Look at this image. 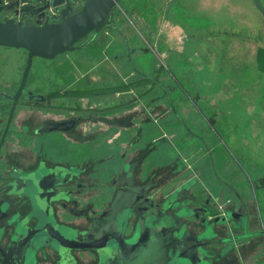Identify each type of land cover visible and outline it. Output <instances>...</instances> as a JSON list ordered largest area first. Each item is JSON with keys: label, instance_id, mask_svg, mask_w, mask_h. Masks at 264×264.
<instances>
[{"label": "flooded vegetation", "instance_id": "obj_1", "mask_svg": "<svg viewBox=\"0 0 264 264\" xmlns=\"http://www.w3.org/2000/svg\"><path fill=\"white\" fill-rule=\"evenodd\" d=\"M5 1L6 4L15 2ZM1 14H4L3 21L17 18L13 11H2ZM27 23L35 24L36 20ZM220 28L211 27L218 33H221ZM101 30L81 41L79 44L83 45L79 50L88 48L89 42L84 41L97 37ZM110 30L124 40L130 64L128 51L132 49L127 38L114 27ZM213 33L208 28L203 33L194 31L192 43L204 35L205 39L202 37L201 41L211 45L212 36L218 35ZM135 51L142 52L140 49ZM134 72L141 79L128 85L140 86L152 81L155 88L163 86L157 73L152 77L136 67ZM109 90L108 87L105 93L93 91L90 96L102 94L111 100L114 95L131 94L129 91L116 94ZM79 91L38 93L25 90L14 108L17 90L8 92L0 87V257L18 237L32 234L37 248L36 264H40V259L49 264H74L72 258L75 264H82L78 254L85 251L94 253L97 264L99 255L96 251L79 250L74 246L86 242L79 241L78 237L87 232L93 233L96 244L107 241L103 251L108 255L105 264H163L165 240L162 233L156 235L145 229L150 223H164V210L168 205L173 209L179 205L188 212L186 219L191 223L185 222V240L191 247V254L193 249L203 251L208 259L215 260L213 264H221L228 255L234 254L241 240L264 235V225L261 230L248 234L250 217L242 193L245 188L256 193L257 186L243 165L240 168L237 164L240 159L234 155L230 157L239 168L238 175L225 179L217 172L213 159L212 164L218 179L216 187L233 192L237 201L235 209H227L226 204L208 191L197 188L194 175L163 200L164 180L158 179L162 172L152 173L150 177L148 172L142 175V166L155 149L154 144L137 153L126 149L121 155L123 164L118 171L107 174L109 177L105 180H97L98 168L110 163L112 156L107 155L97 163L90 162L95 164L90 166L82 161V146L105 144L118 148L123 141L133 144L139 126H131V121L151 120V111L131 107L137 99L123 107L84 109L79 106L80 100H88L90 96H79ZM97 129L103 131L99 133ZM115 129L121 130L120 134L112 135ZM108 134L114 138L105 142L103 138ZM180 169L182 167L173 174ZM171 175L166 176V182L175 176ZM227 204L232 207L233 203L228 201ZM258 222L264 224L260 210ZM238 229L241 234L236 233ZM167 230L169 238L174 239L172 231ZM59 239L70 241L72 246H64ZM131 243L136 248L129 250L127 245ZM67 255L71 259H66Z\"/></svg>", "mask_w": 264, "mask_h": 264}, {"label": "rangeland", "instance_id": "obj_2", "mask_svg": "<svg viewBox=\"0 0 264 264\" xmlns=\"http://www.w3.org/2000/svg\"><path fill=\"white\" fill-rule=\"evenodd\" d=\"M85 2L86 0H76L77 10H80ZM181 2L171 7L170 0H167V4L166 0H120L110 26H105L97 37L84 41V43L89 42L88 48L63 54L53 61L35 59L26 90L38 93H45L48 90L105 93L109 87L108 92L117 94L123 93L120 91L121 88L128 87V84L140 81L141 77L136 75L133 66L152 77L157 73L163 86L157 85L155 88L152 81H146V85L126 89L125 92L129 91L130 95L120 93V96L114 95L111 100L102 94L90 96L88 100L81 101L79 98V106L84 109L120 105L123 107L129 101L137 99L131 107L136 106V109L151 111L150 118L156 119L162 115V111L164 116H168L163 122L161 120L157 124H151L155 132L153 136L148 133L147 138L160 137L162 133H167L169 137L170 134H174L176 137L174 140L160 139L157 141V147L161 150L166 146L170 155L181 157L182 160L179 161L182 162L175 159L177 161L170 164L163 170L164 172L149 165L146 166L149 167L146 171L144 164L142 166V175L146 171L148 177L152 173L162 172L158 179L164 180L163 200L172 190L185 183L189 176L194 175V168L200 172L203 170L204 163L198 162L201 159L199 157L208 151H210L207 153L210 161L213 159L217 172L225 179L239 173V168L230 157L234 155L241 161L237 163L240 168L243 165L256 183L261 181L264 183V16L254 4H251L250 9L246 5H238L240 10L247 14L244 17L255 27V29H239L232 26L230 21L228 25H226L227 21L219 22V18L224 14L211 19L197 14V17H194L195 11H190L192 6L188 11L189 4ZM243 2L245 4L244 0ZM261 3L264 6V0H261ZM175 7L184 9L175 14L177 18L174 21L175 27L187 30L189 37L186 35L172 37L171 34L167 35L168 30L165 37L161 35L163 29L161 30L160 27L171 25L169 20L173 18L172 10ZM164 9L167 14L162 18ZM248 10L259 13L249 14ZM251 15H257L258 19H252ZM3 18L4 14H1V22ZM219 26L222 27L219 30L221 33L211 29ZM111 27L118 29L127 38L132 50H142L132 55V64H128L124 40L116 32H112ZM205 28L214 32L213 35L218 34L212 36L211 45L201 41L202 37L203 40L205 39L204 35H201L194 43V52L188 48L184 51H182L183 47L179 49L181 47L179 42H182L180 38L192 43L191 33L194 31L203 33ZM107 32L109 35L106 34ZM82 45L78 44L77 47ZM26 61L25 51L0 47V87L4 91L18 90ZM203 67L224 79V83L221 84L224 95L215 96V101L198 98L197 93H202L204 88L199 82L200 75H197V71L201 68L203 70ZM207 87L205 94H213L219 88L216 84L210 89ZM170 99L173 100V104ZM222 99L234 104V106L231 104V107L236 108L238 105L240 118H243L238 120L230 112H224L221 107L215 108V103L218 105ZM156 107L158 112L155 110ZM90 125L89 123L88 126L91 128ZM184 125L188 132L197 138L189 141ZM180 137L185 138V142L180 143L181 145L177 144ZM247 143H250V147L246 150ZM241 145L244 148L242 153L239 151ZM177 147L181 152L195 153L194 157L183 158L179 155ZM146 148L144 144L141 149ZM109 149L111 147L103 148V150ZM199 150L203 153H198ZM89 165L95 166L91 163ZM178 167L182 169L176 175L173 174ZM170 175L175 176L166 182V176ZM196 181L197 188H200L202 186L200 181ZM70 221L73 223L72 220ZM186 222L190 220L186 219ZM93 254L90 251L79 252L78 257L82 264H95L96 257ZM40 264L49 263L40 259Z\"/></svg>", "mask_w": 264, "mask_h": 264}, {"label": "water", "instance_id": "obj_3", "mask_svg": "<svg viewBox=\"0 0 264 264\" xmlns=\"http://www.w3.org/2000/svg\"><path fill=\"white\" fill-rule=\"evenodd\" d=\"M14 1L11 4H6L5 0H0V13L13 11L17 16L16 19L0 21V47L23 50L27 53L26 67L14 97L13 106L15 108L19 98L25 93L35 59L52 61L63 54L78 51L77 45L81 41L111 23L120 0H86L80 10L76 8V0ZM252 1L256 9L264 16V6L261 1ZM33 19L36 20L35 24L27 23ZM135 52L138 51H128L130 64H132L131 55ZM174 207L175 209L168 205L164 210L163 224L150 223L145 229L146 232H155L156 235L162 233L165 240L163 242V264H213L215 260L208 259L203 251L200 253L193 249V254H191V247L185 240L187 224L184 220L188 218V212L179 208V205ZM171 221H174L172 225L170 224ZM167 229L172 231L174 239L169 238L166 233L168 232ZM33 239L32 234H29L28 237H18L9 245L7 252L1 254L0 264H36L35 252L37 248ZM78 239L88 243L81 242L80 245H74L76 248L96 251L99 255L97 264L107 262V252H103L106 240L102 245L96 244L93 242V233L87 232L80 233ZM59 240L64 246H72L70 241ZM127 246L129 250L136 248V245L132 243ZM68 257L69 255L66 259ZM69 258L71 259V257ZM72 259V263L75 264Z\"/></svg>", "mask_w": 264, "mask_h": 264}, {"label": "crops", "instance_id": "obj_4", "mask_svg": "<svg viewBox=\"0 0 264 264\" xmlns=\"http://www.w3.org/2000/svg\"><path fill=\"white\" fill-rule=\"evenodd\" d=\"M179 0H170L171 7L173 5L177 6V4H180V2L182 0H180V2H177ZM245 4L243 2V0H184L181 3L183 4H189V8L188 11L190 9V7L192 6V9L190 11H195L194 12V17H197V15H201L200 17H207L208 19L214 18V17H219V15H223L222 17L219 18V22L222 23H226L225 21H227V24H229L228 21H230L232 26H235V28H239V29H255L254 25L251 24L247 18L244 17V15H247L246 13H244L243 11L240 10V7L238 5H246L249 7L251 4H253L252 0H244ZM166 4H167V0H166ZM165 4V5H166ZM179 6V5H178ZM181 8V9H180ZM168 10V9H167ZM174 10H176L174 12ZM172 10V14H173V18L172 21L171 19L169 20L171 23V25L167 26H162L160 27L161 31V35L164 36L166 31L168 32L167 35L171 34V36H175L178 35L180 37L186 35V37H189L188 31L186 33L185 30L180 29V28H176L174 21L177 19L176 15L178 11H183L184 9L182 7H178ZM255 12L259 13L258 11H250L248 10L247 13H251L254 14ZM167 14L166 9H164V13L162 15V18L165 17V15ZM197 14V15H196ZM252 16V15H251ZM252 16V19H258V17ZM190 29V27H188ZM188 34V35H187ZM165 37V36H164ZM171 37V38H172ZM180 40H182L179 47V49H181L182 47V51L185 50V48H188L191 52L195 51V47H194V43H189L187 40H183L180 38ZM169 42V40H167ZM193 44V45H191ZM173 46V45H170ZM180 51V50H179ZM183 54V53H182ZM197 75H200V79L199 82L202 85L203 92L200 94H198V98L199 100L204 99V101H208V100H213L215 101V96L218 95V97L222 94L224 95L223 91L221 90V84L224 83V79H222L220 76L216 75L214 72H210V69L203 67V70L201 68V70L199 69L197 71ZM209 73V74H208ZM204 79V80H203ZM201 80V81H200ZM216 84L217 86H219L218 91L214 92L213 94H205L207 91L205 89V87H207L208 89H210V87ZM170 101H172V104L174 103L172 99H170ZM171 103V102H170ZM231 104H229V102H227L226 99H222L221 102H219L218 105H216L215 103V108H217V106L221 107V109L228 113L230 112L233 116H235L236 119L239 120L240 116L239 115V111H238V105L236 108L231 107ZM234 106V104H232ZM240 109V108H239ZM153 110V109H151ZM156 112H158V107L155 108ZM152 114V113H150ZM164 112L162 111V115L158 116L156 119L150 118L151 120H141V121H137V120H132L131 121V126H139V130L138 133L135 134L136 137L133 140V144H125L123 142L122 145L120 147H114V145L108 146L111 147V149L109 150H103V148L107 145L105 144H94V145H83L81 150L83 153V158L82 161L84 164H89L90 162H94L96 160H101L103 157L107 156V155H111V162L107 163L106 165L102 166L101 168H98V176L96 177L97 180L101 181V180H105L107 179L109 176L107 174H111V173H116L118 171V169L122 166V162H121V155L124 153V151L126 149L129 148V150L131 151V153H137L139 151H141L142 149V145L145 144V147H150L153 144L155 145V149L151 152L150 156L147 158V161L144 163V169H146V171L148 170L149 167L146 166H154L158 169H161L159 171H163L165 169H167L169 167L170 164H173L175 161H179L180 159L182 160L181 157L177 158L174 155H170V152L167 151V147L163 146L161 150L158 149L157 147V141H159L160 139H162L163 141H165V138H172L173 140L176 138L174 134H170V137L167 133H162V135L160 137H148L147 135L148 133L153 136L154 132H155V128L153 125L151 124H157L158 122H163L165 121L164 118L168 117V116H164ZM170 115V114H168ZM243 118V117H241ZM240 118V119H241ZM210 122V124H212L211 120H208ZM184 128L186 127V125L183 126ZM188 135V140L191 141L192 138H197L194 135H192L190 132H188L187 127L185 128ZM99 131V133L101 131H103L102 129H97V132ZM161 131L163 132V130L161 129ZM173 131V130H171ZM180 130L178 129V132ZM96 132V130L94 131V133ZM121 130L115 129L112 133V135H116V134H120ZM139 136V137H138ZM186 137V140H187ZM114 138V136L111 135H106L104 136V140L106 142L107 139L112 140ZM153 138V139H152ZM152 139V140H151ZM187 140V141H188ZM185 142V138L184 137H180L179 141L177 142V144L181 145L180 143ZM250 143L246 144V150L250 147L249 146ZM178 145V146H179ZM258 146V145H257ZM257 146L255 147V149L257 148ZM178 151H179V155L183 156V158L185 157H190L195 155V153L190 152V153H185L184 151L181 152V150L177 147ZM239 151L242 153V150L244 151L243 146L241 145L239 147ZM89 151V152H88ZM90 153L92 155H90ZM197 153V152H196ZM198 153H203L201 150L198 151ZM207 153H210V151L208 152H204L203 155H201L199 158L198 162H203L204 163V167L203 170L197 171L194 168V177L196 180L200 181L201 183V187L199 188L200 190H206L208 191L210 194L213 195L214 198H216L217 200H219L221 203H224L227 205V209H235L234 207L237 206V201L235 199V195L233 194V192L229 189L226 188H217L216 183H217V176L212 164V160L210 161L209 159V155ZM244 153V152H243ZM211 156V154H210ZM94 157V158H93ZM154 158V159H153ZM207 158V159H206ZM177 159V160H175ZM197 159V158H196ZM182 162V161H179ZM210 162V163H209ZM214 162V161H213ZM184 163V162H183ZM114 165V166H113ZM180 165V164H179ZM215 165V163H214ZM216 168V166H215ZM97 168L94 169V171H96ZM146 171H144L146 173ZM164 172V171H163ZM105 174V175H104ZM104 175V176H103ZM193 176V175H191ZM225 178V177H224ZM230 178V177H228ZM252 182H254V184H256V193H252L250 190H248L247 188H245L243 190V197L246 201L247 204V208H248V214L250 217V223L248 226V234H252L255 233L259 230H261L262 226L264 224L258 222V215H259V210L261 211L262 216L264 217V183L261 181L260 183H256V181L254 180L253 176L251 177ZM228 201H231L232 207L229 206L227 203ZM235 232V231H234ZM241 230L238 229L236 230L237 234H241ZM221 264H264V235L261 237H252L250 236V238H245L243 240L240 241V245H239V249L234 253V254H230L228 255Z\"/></svg>", "mask_w": 264, "mask_h": 264}, {"label": "trees", "instance_id": "obj_5", "mask_svg": "<svg viewBox=\"0 0 264 264\" xmlns=\"http://www.w3.org/2000/svg\"><path fill=\"white\" fill-rule=\"evenodd\" d=\"M111 24V23H110ZM112 26V25H111ZM133 86H138V85H135V84H131V85H129L128 87H125V88H121L122 90H120V91H125L126 89H130L131 87H133ZM92 93H93V91H91V92H83V91H79V96H90V95H92Z\"/></svg>", "mask_w": 264, "mask_h": 264}]
</instances>
